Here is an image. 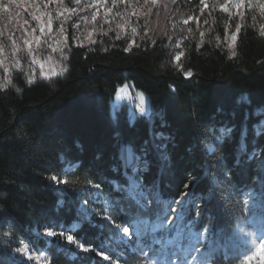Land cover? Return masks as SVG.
<instances>
[{
	"label": "trees",
	"instance_id": "trees-1",
	"mask_svg": "<svg viewBox=\"0 0 264 264\" xmlns=\"http://www.w3.org/2000/svg\"><path fill=\"white\" fill-rule=\"evenodd\" d=\"M177 4L188 17L200 12L183 0ZM206 24L181 49L175 35L133 41L114 29L89 44L70 43L65 75L29 83L14 72L12 86L0 88L2 231L51 252L48 264H102L75 252L65 234L114 257L106 231L117 233L97 215L87 219L83 205L94 207L106 196L119 207L115 185L128 188L132 180L158 200L184 199V224L233 231L243 218L244 194L264 186V130L256 134L264 125V25L255 15L228 18L217 8ZM129 84L149 99L151 118L131 121L126 105L112 112L118 90ZM127 145L141 156L135 173L120 159ZM89 179L102 181V188L89 186ZM46 231L64 237L47 239Z\"/></svg>",
	"mask_w": 264,
	"mask_h": 264
},
{
	"label": "rangeland",
	"instance_id": "rangeland-1",
	"mask_svg": "<svg viewBox=\"0 0 264 264\" xmlns=\"http://www.w3.org/2000/svg\"><path fill=\"white\" fill-rule=\"evenodd\" d=\"M179 1L175 0V3H173L172 0H158L156 6H152L151 4L146 5L145 0H125V3H117L115 5H113V0H108L106 5L102 4L99 6V15L95 23L91 22L90 17V14L95 9L81 10L74 0H28L27 4H22L19 8L15 5H9L12 15L0 9V48L3 49L0 52V61H3V63H0V88L7 89L12 86L8 84V80L12 81L11 78L15 71H22L29 83L53 80L65 75L67 73L70 43L78 45L89 44L100 32L105 34L109 30L116 29L122 35L130 34L133 41L146 36L152 37L153 35L166 34L172 37V35H175V40L179 42L176 48L181 49L190 36L193 37L200 28L204 30L207 28L208 25L206 23L211 18L212 10L216 8L228 18L239 19L244 15L247 16V14L255 15L256 21L264 25V15L260 14V10L255 4L251 7L242 5L237 10L228 0H205L207 7L201 3V0H183L189 7L194 6L195 9H200L197 15L192 13L188 17L186 10L179 9L177 4ZM8 2L9 0H0V4H8ZM89 2L95 4L97 0H82L84 4ZM62 5L67 6L69 10L65 11ZM224 6L227 7V11L223 10ZM149 7L152 8L151 14H148ZM25 8L27 9L26 11ZM72 8H75L76 11H72ZM108 9L111 10L108 11ZM237 12L239 14H236ZM59 13H62V15H58ZM33 15L39 17V19L34 20L32 18ZM106 19L111 22H106ZM24 20L29 22L27 25H23V28H27V33L20 28ZM61 26L63 31H61ZM133 28L136 29V33L132 32ZM32 29H35V32ZM11 33H14L12 38L17 40L21 48V51L17 53L21 64L19 68L14 66L10 52L11 41L9 40V35ZM181 33H186V36L181 38ZM233 36L236 37V31L229 37L227 42V47L230 49L233 48L235 42L232 39ZM21 37L27 38L31 42V55L27 54L26 46L21 39H18ZM180 57L181 54H178L176 62L179 61ZM5 68H7V71H5ZM127 86L118 90L112 105V112L115 113L121 106L126 105L129 108L131 121H134L139 116L151 118L152 110L149 99L143 94L144 112H141L139 108L140 97L138 95L141 92L136 91L131 84ZM121 89H124V91H121ZM132 117H135V119L133 120ZM258 129L264 130V125H261ZM131 166H133L132 171L135 173L138 166L133 164L127 167ZM140 167L143 168V165ZM122 189L123 191H119L122 195L119 207L116 206L115 201L106 196L103 197L102 201H95L96 205L94 207L87 208L85 204L83 205V212L87 219L97 215L106 221L117 233L116 236H113L110 229L106 231L109 234L106 239V245L110 247L111 253L115 256L111 257L110 254L108 255H110L114 264H130L133 260L127 256V253L132 254L136 264H143L145 261V253L141 252L136 245L137 240H134L133 236H125L114 228L115 223H121L120 218L122 216L124 221L121 224H134L129 213H133L137 206L129 198L130 195H135L136 199L140 200L141 203L147 204L149 211L143 212V216L144 220H147L150 224L167 220L178 226L192 224L194 231L204 234V228L196 229V220L184 224L183 219H178V216H183L181 209L184 206V199L178 202L158 200L157 195L153 191L142 190L139 184L133 180L130 187ZM261 190L262 192L258 191V189H250L244 194L245 200L249 201V207L252 205L264 207V186ZM249 193H251V196H249ZM129 201L133 202L132 207L128 205ZM97 207L102 208L98 209ZM238 225L244 227L245 231L255 233L257 239L256 244L251 246L248 255L242 256L240 260H237L236 264H248V257H252L251 264H264V251H261L264 249V215L259 212L253 215L244 206L243 218L235 224L233 233H235ZM168 227H171V225H168ZM74 229L76 227L72 230ZM140 229L143 231V225L140 226ZM208 229L211 231L210 228ZM132 230L135 232V228H130L131 232H133ZM49 232L54 231H46L41 235L47 239H52L56 236L49 237L47 235ZM55 233L58 234L59 232ZM65 235L67 236L68 234ZM204 235L206 236L207 234ZM70 246L73 247L75 252L84 253L74 245ZM28 248L32 259L27 262L48 264L51 252L36 251L29 246ZM148 255L151 254L149 253ZM94 256L99 259L100 263L109 264V261H104L101 257Z\"/></svg>",
	"mask_w": 264,
	"mask_h": 264
},
{
	"label": "snow or ice",
	"instance_id": "snow-or-ice-1",
	"mask_svg": "<svg viewBox=\"0 0 264 264\" xmlns=\"http://www.w3.org/2000/svg\"><path fill=\"white\" fill-rule=\"evenodd\" d=\"M76 5L80 6L81 10H87L88 8L95 9L90 14L91 22L95 23L97 16L99 15V6L108 3V0H97L95 4L93 3H82V0H74ZM175 3V0H172ZM229 3H232L234 8L237 10L242 5H247L251 7L255 4L259 10L260 14L264 15V0H228ZM28 0H9L8 4H0V9L3 12H10L9 5H15L19 8L22 4H27ZM117 3H125V0H113V5ZM158 0H145V4H151L156 6ZM202 4L205 3V0H201ZM65 11H68L67 6H63ZM27 9L25 8V11ZM76 11L75 8L71 9ZM111 9H108L110 11ZM224 11H227V7H223ZM152 8H148V14H151ZM236 14H239L238 12ZM58 15H62L59 13ZM119 15V13H117ZM34 20H38L39 17L33 15ZM106 22L110 23V20L106 19ZM29 22L27 20L23 21V24L20 26L21 30L27 33V28H23V25H27ZM187 23V21H185ZM35 32V29H32ZM43 31V29H41ZM61 31L63 28L61 26ZM239 32V27L236 29ZM133 33H136V29H132ZM14 33L9 35V40L11 41L10 52L13 57V64L15 67L19 68L21 66L20 59L17 57V53L21 51L20 45L17 43L16 39H13ZM259 35L264 37V27H261ZM119 38V35L117 36ZM22 40V43L26 46L28 55H31L32 45L27 38H18ZM233 41L236 39L235 36L232 37ZM55 50V49H54ZM3 49L0 48V52ZM235 55V53H233ZM3 63V61H0ZM7 71V68H5ZM12 81L9 79L8 84H11ZM128 87L127 85L125 88ZM124 91V89H121ZM140 97L139 108L141 112H144V95L143 93L138 94ZM246 99V98H244ZM134 120L135 117H132ZM163 119V117L161 118ZM223 131V129H222ZM256 134H260V130L257 129ZM163 143V137H161V143L157 144L156 147L160 148ZM244 145H241L243 150ZM150 149L147 145L142 147V154H149ZM120 159L124 161L125 166L133 165L141 160V156H138L133 150L131 145L122 146ZM135 171V169H133ZM51 180L56 181L58 178L56 176H51ZM64 183H67L64 181ZM87 184L97 190L102 188L103 182L93 183L91 179L87 181ZM187 188L188 185L186 184ZM116 191H123L119 184L115 185ZM97 195L99 193H96ZM251 196V193H249ZM134 204L137 206L134 213H129V215H134L139 217L143 212L149 211L146 203H141L140 200L136 199L135 195H130L129 197ZM244 206L248 208L249 212L253 215L259 212L264 215V207H258L257 205H252L249 207V201H244ZM132 207V205H130ZM154 211V210H153ZM114 219V218H112ZM178 219L182 217L178 216ZM140 224L143 225V231L136 224L126 225L121 223H115L114 228L120 233H123L125 236H133L134 240H143V244H139L138 247L141 252L145 253V261L143 264H236L237 260H240L242 256H247L248 252L251 249L252 245L256 244L255 233L245 231L244 227L237 226L235 233L232 231H225L219 234L210 231L208 228L203 229V233L207 234L206 236L199 231L193 230V225L188 224L184 226H178L177 224H172L170 220L163 221L156 224H150L147 220L140 221ZM171 225V227H168ZM4 227L3 221L0 220V264H27L28 260L32 259L30 255V250L28 245L23 241H18L15 238V234L12 231H2ZM130 228H135V232H131ZM174 233V235H173ZM49 237L57 235L55 232H49L47 234ZM59 235L64 237V233L60 232ZM66 241L70 245H74L77 249L83 251L84 253H93L96 256H99L104 261H109V264H113L110 255L106 254L105 250L101 246L93 247L88 241H81L78 237L73 235H67L65 237ZM261 251H264L262 249ZM151 255H148V254ZM252 257H248V264H251ZM99 264V262H98Z\"/></svg>",
	"mask_w": 264,
	"mask_h": 264
},
{
	"label": "bare ground",
	"instance_id": "bare-ground-1",
	"mask_svg": "<svg viewBox=\"0 0 264 264\" xmlns=\"http://www.w3.org/2000/svg\"><path fill=\"white\" fill-rule=\"evenodd\" d=\"M132 201H129L128 202V205H132ZM135 211H133L134 213ZM131 220L134 222V224H136L137 226H141L142 224H140V221L144 220V216L143 214L140 215L139 217H135L134 215H131ZM134 232V230H132Z\"/></svg>",
	"mask_w": 264,
	"mask_h": 264
}]
</instances>
